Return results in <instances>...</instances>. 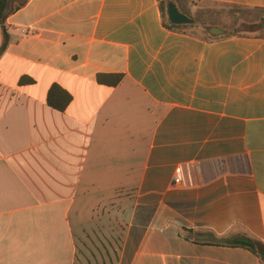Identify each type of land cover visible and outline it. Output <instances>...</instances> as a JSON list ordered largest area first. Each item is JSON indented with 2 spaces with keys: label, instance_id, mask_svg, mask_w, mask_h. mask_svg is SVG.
Returning a JSON list of instances; mask_svg holds the SVG:
<instances>
[{
  "label": "crops",
  "instance_id": "obj_1",
  "mask_svg": "<svg viewBox=\"0 0 264 264\" xmlns=\"http://www.w3.org/2000/svg\"><path fill=\"white\" fill-rule=\"evenodd\" d=\"M5 24L0 264H262L218 240L264 243V38L167 29L158 0H28Z\"/></svg>",
  "mask_w": 264,
  "mask_h": 264
},
{
  "label": "trees",
  "instance_id": "obj_2",
  "mask_svg": "<svg viewBox=\"0 0 264 264\" xmlns=\"http://www.w3.org/2000/svg\"><path fill=\"white\" fill-rule=\"evenodd\" d=\"M15 1L16 0H0V27L2 30V43L0 45V54L4 51L9 41V35L5 24L7 16L11 12H14L19 8H21L22 6H24L28 0H21L18 1L17 4H14ZM158 1H159V7L162 15L163 24L167 29L188 33L206 39L230 38L236 36L264 38V27H261V24L264 22V18H261V20L258 23H255L250 26L252 29H254L253 32H256V34H245V35L235 34L231 31H227L223 29L224 30L223 34L212 35L210 34L209 29L210 27L213 26L218 27L215 23L207 24L205 26L203 25L200 28L202 30L201 34H196V32L193 31L195 27L194 21H192L190 24H172L169 22L166 13V5L168 2L170 1L173 2L178 8V10L183 14H185V12L182 9H180L176 0H168V1L158 0ZM122 77L123 76L121 74H99L97 76V81L102 84L116 85L121 81ZM19 82L20 84H23L25 82H32V80L27 77H22ZM71 99H72L71 95L65 89L60 87L58 84H52L47 92L46 103L48 106L52 107L53 109H56L58 111H64L66 107L69 105ZM218 243L226 246L246 249L251 253H253L255 256H257L260 262L264 264V243L247 232H243L235 236L221 237L218 240Z\"/></svg>",
  "mask_w": 264,
  "mask_h": 264
},
{
  "label": "rangeland",
  "instance_id": "obj_3",
  "mask_svg": "<svg viewBox=\"0 0 264 264\" xmlns=\"http://www.w3.org/2000/svg\"><path fill=\"white\" fill-rule=\"evenodd\" d=\"M16 0L14 4H17ZM168 1V0H165ZM180 9L187 17L194 21L193 31L201 34V27L207 24L215 23L219 28L231 31L235 34H256L250 26L261 20V14L258 10L242 6H233L221 3L204 2L200 0H176ZM93 248L89 254H106L105 248L99 247L96 251Z\"/></svg>",
  "mask_w": 264,
  "mask_h": 264
},
{
  "label": "water",
  "instance_id": "obj_4",
  "mask_svg": "<svg viewBox=\"0 0 264 264\" xmlns=\"http://www.w3.org/2000/svg\"><path fill=\"white\" fill-rule=\"evenodd\" d=\"M166 13L169 22L172 24H190L192 22V19L180 12L176 5L171 1L166 5ZM261 27H264V22L261 24ZM209 32L212 35H221L223 34L224 30L213 26L210 27Z\"/></svg>",
  "mask_w": 264,
  "mask_h": 264
}]
</instances>
